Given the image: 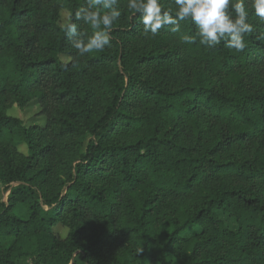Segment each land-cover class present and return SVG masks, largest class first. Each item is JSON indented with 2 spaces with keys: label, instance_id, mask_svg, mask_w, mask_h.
Returning <instances> with one entry per match:
<instances>
[{
  "label": "trees",
  "instance_id": "16d2710c",
  "mask_svg": "<svg viewBox=\"0 0 264 264\" xmlns=\"http://www.w3.org/2000/svg\"><path fill=\"white\" fill-rule=\"evenodd\" d=\"M84 2L0 0V264H264V22L251 0L241 52L183 43L191 21L145 35L119 0L110 46L81 57L59 20ZM31 101L43 125L8 114Z\"/></svg>",
  "mask_w": 264,
  "mask_h": 264
},
{
  "label": "clouds",
  "instance_id": "9594fccd",
  "mask_svg": "<svg viewBox=\"0 0 264 264\" xmlns=\"http://www.w3.org/2000/svg\"><path fill=\"white\" fill-rule=\"evenodd\" d=\"M174 3V9L164 8L161 0H127L126 6L133 15L140 14L145 35L155 36L165 27L172 33H178L181 22L191 21L196 32L194 36L182 37L185 44H194L198 40L201 45L214 48L224 42L236 52L247 47L245 37L254 28L248 21L246 0H174ZM251 8L264 22V0H251ZM120 17L119 0H85L74 14H69L61 27L66 35L76 37L71 40V46L83 57L110 46L112 26ZM74 21L89 25L93 31L91 34L78 31Z\"/></svg>",
  "mask_w": 264,
  "mask_h": 264
},
{
  "label": "rangeland",
  "instance_id": "374dc122",
  "mask_svg": "<svg viewBox=\"0 0 264 264\" xmlns=\"http://www.w3.org/2000/svg\"><path fill=\"white\" fill-rule=\"evenodd\" d=\"M66 19H67V12L62 11L59 23L63 25L66 22ZM39 110L40 108L37 102L31 101L27 106H25L22 109L18 108L16 105H12L8 109V114L19 117L25 126H30L34 124L43 125L45 123L46 118L44 115L40 114ZM19 150L22 152L26 151L24 146H20ZM6 197H7V193L3 192L2 186L0 185V201H2L0 204H3L6 201ZM16 211L21 216L23 217L25 216L24 210L21 209L20 207H18ZM220 217L221 219H223L226 226H228L231 229L236 228L235 222L231 218H228L225 215H222ZM54 231L59 238H63L66 234V228L62 226L54 227ZM169 262L170 264H177L173 257L169 258Z\"/></svg>",
  "mask_w": 264,
  "mask_h": 264
},
{
  "label": "crops",
  "instance_id": "0c3cea01",
  "mask_svg": "<svg viewBox=\"0 0 264 264\" xmlns=\"http://www.w3.org/2000/svg\"><path fill=\"white\" fill-rule=\"evenodd\" d=\"M5 193V192H4ZM7 193V192H6ZM7 198V197H6ZM2 201H0V203H1Z\"/></svg>",
  "mask_w": 264,
  "mask_h": 264
}]
</instances>
